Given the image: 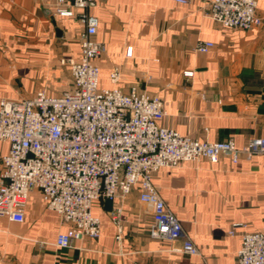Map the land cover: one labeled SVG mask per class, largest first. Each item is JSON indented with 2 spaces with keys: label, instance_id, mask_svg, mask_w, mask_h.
<instances>
[{
  "label": "crops",
  "instance_id": "obj_1",
  "mask_svg": "<svg viewBox=\"0 0 264 264\" xmlns=\"http://www.w3.org/2000/svg\"><path fill=\"white\" fill-rule=\"evenodd\" d=\"M256 1L261 25L227 30L206 16L209 0H93L94 39L104 46L100 88L128 93L135 87L162 99L165 116L157 123L182 136L231 140L237 148L264 138V0ZM80 27L56 15L47 0H0V98L66 90L80 53ZM203 42L213 44L207 53L196 51ZM114 69L116 84L109 79ZM7 150L0 142V171ZM152 183L199 255L180 253L181 240L151 237V209L139 202L137 189L110 210L106 200L93 202L97 239H72L69 248H58V235L70 225L31 191L21 223L0 217V264H237L242 233L264 228V155L161 168ZM118 208L120 231L111 219ZM235 223L242 226L229 236Z\"/></svg>",
  "mask_w": 264,
  "mask_h": 264
},
{
  "label": "built area",
  "instance_id": "obj_2",
  "mask_svg": "<svg viewBox=\"0 0 264 264\" xmlns=\"http://www.w3.org/2000/svg\"><path fill=\"white\" fill-rule=\"evenodd\" d=\"M60 17L81 25L80 53L70 68L68 88L50 97L43 91L23 100L0 98V142L7 143L1 160L0 217L23 221L28 194L38 191L47 209L67 223L59 234L58 248H69L72 239L95 240L100 220L92 215L94 201L121 205L133 189L139 202L151 209L152 238L181 240L180 253L197 256L196 245L183 235L180 221L168 210L152 176L161 168L224 157L236 163L264 155V138L252 137L241 147L233 141L206 142L182 136L160 126L165 116L162 99L132 87L101 89L98 60L104 46L94 36L98 20L88 13L93 0H47ZM185 5L187 0H173ZM206 16L222 29L249 30L261 25L256 0H209ZM213 44L199 43L196 51L207 53ZM126 56H131V49ZM120 72L109 74L112 84ZM112 221L118 226V213ZM242 225L232 224L229 236ZM237 264H264V228L243 232L236 253Z\"/></svg>",
  "mask_w": 264,
  "mask_h": 264
},
{
  "label": "water",
  "instance_id": "obj_3",
  "mask_svg": "<svg viewBox=\"0 0 264 264\" xmlns=\"http://www.w3.org/2000/svg\"><path fill=\"white\" fill-rule=\"evenodd\" d=\"M106 206H107V209L110 210V208L112 206V202L106 201Z\"/></svg>",
  "mask_w": 264,
  "mask_h": 264
}]
</instances>
